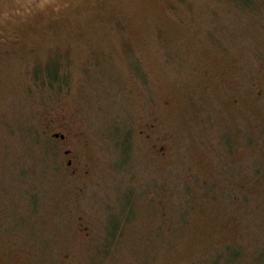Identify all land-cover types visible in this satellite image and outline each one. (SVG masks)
I'll list each match as a JSON object with an SVG mask.
<instances>
[{"label":"rangeland","instance_id":"374dc122","mask_svg":"<svg viewBox=\"0 0 264 264\" xmlns=\"http://www.w3.org/2000/svg\"><path fill=\"white\" fill-rule=\"evenodd\" d=\"M0 264H264V0H0Z\"/></svg>","mask_w":264,"mask_h":264},{"label":"flooded vegetation","instance_id":"af4514ba","mask_svg":"<svg viewBox=\"0 0 264 264\" xmlns=\"http://www.w3.org/2000/svg\"><path fill=\"white\" fill-rule=\"evenodd\" d=\"M55 136L58 137V135H55ZM64 138H65V136H61V139H64ZM70 152H71L70 149H65V151H64L65 155H69ZM66 165H67V171L69 172L70 175H74V177L80 178L81 170L79 168H73L72 167V160L71 159H67Z\"/></svg>","mask_w":264,"mask_h":264}]
</instances>
